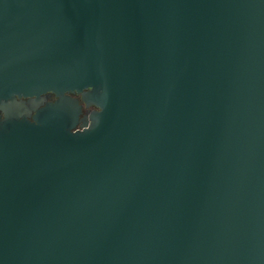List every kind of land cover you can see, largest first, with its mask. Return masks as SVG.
<instances>
[{
	"label": "water",
	"instance_id": "obj_1",
	"mask_svg": "<svg viewBox=\"0 0 264 264\" xmlns=\"http://www.w3.org/2000/svg\"><path fill=\"white\" fill-rule=\"evenodd\" d=\"M0 111V264H264V0H0Z\"/></svg>",
	"mask_w": 264,
	"mask_h": 264
},
{
	"label": "flooded vegetation",
	"instance_id": "obj_2",
	"mask_svg": "<svg viewBox=\"0 0 264 264\" xmlns=\"http://www.w3.org/2000/svg\"><path fill=\"white\" fill-rule=\"evenodd\" d=\"M70 97L81 101V96L77 94H69ZM56 96L53 93H46L41 95L39 98H21L16 100V104L14 107L26 115L30 120L32 116L35 114L36 110L44 107L48 103H53L56 101ZM95 107H86L84 104L82 105V114L80 116L81 119L86 117L93 111H96ZM0 115L4 116V113L0 111Z\"/></svg>",
	"mask_w": 264,
	"mask_h": 264
}]
</instances>
